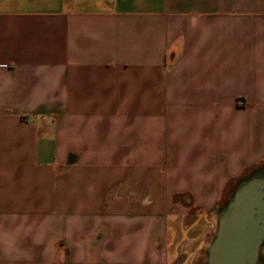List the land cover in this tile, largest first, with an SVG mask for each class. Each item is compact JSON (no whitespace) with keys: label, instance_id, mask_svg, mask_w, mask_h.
I'll use <instances>...</instances> for the list:
<instances>
[{"label":"crops","instance_id":"crops-1","mask_svg":"<svg viewBox=\"0 0 264 264\" xmlns=\"http://www.w3.org/2000/svg\"><path fill=\"white\" fill-rule=\"evenodd\" d=\"M262 166L264 0H0V264H198Z\"/></svg>","mask_w":264,"mask_h":264},{"label":"water","instance_id":"water-1","mask_svg":"<svg viewBox=\"0 0 264 264\" xmlns=\"http://www.w3.org/2000/svg\"><path fill=\"white\" fill-rule=\"evenodd\" d=\"M264 247V171L241 181L220 208L206 264H259Z\"/></svg>","mask_w":264,"mask_h":264},{"label":"rangeland","instance_id":"rangeland-1","mask_svg":"<svg viewBox=\"0 0 264 264\" xmlns=\"http://www.w3.org/2000/svg\"><path fill=\"white\" fill-rule=\"evenodd\" d=\"M257 171H264V166H262L260 170H256V171L252 172L251 174H248L247 178H249V177H251L252 175H254ZM230 198H231V197H230ZM230 198H226V199L223 201L222 205L225 204V203L228 201V199H230ZM222 205H221V207H222ZM218 219H219V210L217 211V220H218ZM217 226H218V225H217ZM216 231H217V229H215L214 234H213V238H212V239L215 238ZM263 257H264V247L262 248V250H261V254H260V258H263ZM198 264H206V260L202 259V260L199 261Z\"/></svg>","mask_w":264,"mask_h":264},{"label":"clouds","instance_id":"clouds-1","mask_svg":"<svg viewBox=\"0 0 264 264\" xmlns=\"http://www.w3.org/2000/svg\"><path fill=\"white\" fill-rule=\"evenodd\" d=\"M11 251H12L11 246H7V247L5 248V253H6V254H10Z\"/></svg>","mask_w":264,"mask_h":264}]
</instances>
